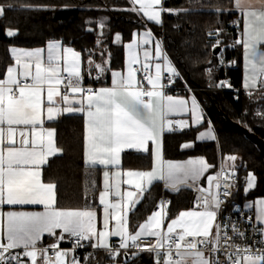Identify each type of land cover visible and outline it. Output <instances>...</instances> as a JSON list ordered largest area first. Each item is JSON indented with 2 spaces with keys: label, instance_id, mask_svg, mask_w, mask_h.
<instances>
[{
  "label": "snow or ice",
  "instance_id": "6c2138e0",
  "mask_svg": "<svg viewBox=\"0 0 264 264\" xmlns=\"http://www.w3.org/2000/svg\"><path fill=\"white\" fill-rule=\"evenodd\" d=\"M255 4H259V8L255 7ZM161 5L162 0H129V7L125 10L138 15L142 13L147 21L160 24L162 12L173 11ZM234 7L242 13L244 19L241 39H237L235 43L243 45L246 58L251 54L254 59L259 58L264 63V52H259L256 48L257 43H264V0H234ZM5 11L6 8L0 5V17L4 16ZM95 23L100 29L97 44H101L105 22L100 20ZM220 31L208 33L210 38L216 37V42L212 45L213 50L221 45ZM16 34L14 30H5L6 36ZM143 36L144 44H149L151 31L147 30ZM60 47L58 42L49 43L47 66L41 49L34 51L12 49L15 66H9L4 77L0 79V264H38V260L39 264H81L74 252L77 247H84L82 243L84 241L90 242L94 249L105 250L112 260L120 255V249L140 247L141 250L155 252L159 264L161 255L159 249L167 245L169 250L164 253L166 257L164 264H181L185 255L194 257L193 264H223L218 259L219 254L225 255L227 264H264V248L254 251L250 245L242 248L240 245L230 243L235 236L245 238L246 234L240 231L236 222L230 224L228 218L223 221L219 219L222 205L231 195L230 189L233 184L229 181L231 176H235V171L231 174L221 171L215 176H209L210 185L213 180L216 181L217 191L213 193L210 189H198L206 193L202 197H197L196 207L201 210L180 211L176 218L167 223L166 232L161 231L168 217L170 203L165 200H161L156 210L152 211L143 223L138 224L135 232L129 231L128 212L135 209L154 182L164 181L165 187L170 191H179V186L186 185L189 181L195 185V182L213 167L203 158L190 159L185 164L169 161L166 167L161 163L159 167L154 165L151 170L127 171L124 174L127 179L123 183L135 191L127 190L122 193L117 185L114 192L110 187L107 191L101 192L100 204L104 207L100 231H97L94 223L97 213L91 208L66 209L58 206L56 183H45L41 180V166L48 163L49 157L61 151L55 144V129L43 128L44 120L41 117L45 109V91L48 121H53L61 113L58 106L60 102L65 105H79L65 107L64 112H86V163L90 168L118 164L120 154L127 149L147 152L149 141L154 146L155 160L160 161L162 144L159 141L165 129L174 131V125L188 126L186 121L174 122L167 119V115L189 111L186 100L164 95L163 88L166 85L161 83L160 63L155 64L154 76L147 73L150 65L147 63L144 65L146 70L144 78L151 86L150 89L142 87V82L136 78V69L131 65L126 75L112 73L111 87L85 89L80 86V54L71 48H64L63 71L67 73L65 84L58 62H54L57 61L56 53L60 51ZM128 48L133 50L131 64L138 63L134 45L129 44ZM144 55L147 60L150 53L145 50ZM155 58H163L166 61L169 84L180 78L178 69L162 53L159 42L155 44ZM89 64H94L98 73L97 79L107 71L106 62L95 64L90 59ZM205 71L211 76V68ZM261 73L264 74V68L261 69ZM62 84L66 89L63 95L59 87ZM216 86L224 87L225 82H220ZM244 87L246 90L249 87H256L255 73L251 85L249 77L246 76ZM69 93L73 97L79 95L80 98L70 101ZM247 94L251 96V92ZM54 97L61 99L57 101ZM190 111L193 123L202 120L195 98H192ZM256 115L264 118V112L258 111ZM198 138L216 139L211 129L199 133ZM183 147L189 148L192 145L185 143ZM226 159L235 162L238 157L229 155ZM103 175L106 178L105 185L108 187L109 173L105 171ZM255 179L253 173H248L245 191L255 186ZM109 194H114L117 199L109 202L106 200ZM257 204L259 207L256 210L255 224L252 223L251 216H247L246 219L253 231L260 236L257 243L264 244V200L258 201ZM4 205L10 209H15L16 206L39 205L43 207V211L4 212L2 210ZM110 221L115 223L110 226ZM57 230H60L59 234ZM229 231L233 235L230 236ZM44 234L54 237L56 242L39 249L37 245ZM65 234L73 243L71 250L59 249L60 242L65 240ZM109 237L119 238V243L110 245ZM142 238L155 239L153 244L141 246L139 241ZM172 247L180 259L173 260ZM229 247L234 251L228 252ZM182 248L188 251L182 252ZM49 249L53 250L51 256L48 254ZM204 250H207V256Z\"/></svg>",
  "mask_w": 264,
  "mask_h": 264
},
{
  "label": "trees",
  "instance_id": "16d2710c",
  "mask_svg": "<svg viewBox=\"0 0 264 264\" xmlns=\"http://www.w3.org/2000/svg\"><path fill=\"white\" fill-rule=\"evenodd\" d=\"M0 5L6 8L4 16L0 17V76L11 63V47L34 48L45 46L51 41H61L81 52L85 65L90 59L102 62L109 58L111 68L102 77L100 75L96 82L99 86L107 85L110 70L123 66L125 44L131 41L134 31L146 26L140 15L125 10L129 7V0H0ZM164 8L173 11H165L163 25L156 32L158 36L164 33L166 52L181 75L178 81L195 92L217 134L216 142L198 143L191 151L177 154L173 144L175 138L180 139L181 136L175 133L171 142H166V156L203 157L213 166L207 178L213 175L212 170L214 174L217 173L227 156L235 155L238 157L235 162L227 160V171H235L237 178L234 200L244 202L264 199V160L260 151L229 122L230 119L241 124L264 141V118L256 115L258 111L264 112V92H253L251 96L240 93L236 97L216 86L225 76L222 71L216 72L215 69L226 58L230 62L227 75L234 87L242 88V48L241 44L235 43L241 39L243 31L242 14L234 7V0H164ZM217 9L222 11L217 12ZM100 20L105 22V27L101 37L103 42L97 44L100 29L95 22ZM90 28L93 30L89 31ZM6 29L14 30L17 34L6 36ZM217 30H221V51L214 55L212 45L216 37L210 38L208 33H216ZM207 68L212 69L211 76L206 74ZM84 76L87 80L86 71ZM90 82L95 83L92 80ZM53 127L57 134V146L63 154L52 159L44 168V182L56 183L59 207H98L100 177L98 170L88 168L84 163L82 117L63 116L53 123ZM151 164L149 154L128 152L123 155L124 168L147 169ZM250 172L256 177L255 186L245 191L246 177ZM170 196L166 191L152 198L148 195L137 208L136 216L133 214L132 224L155 209L163 197ZM182 196L192 199L188 191L183 192ZM86 257L89 258L85 260ZM79 259L81 264H110L112 261L105 250L79 251ZM115 263L157 264V257L153 253H142L134 260H127L120 253ZM159 264H162L160 258Z\"/></svg>",
  "mask_w": 264,
  "mask_h": 264
},
{
  "label": "crops",
  "instance_id": "0c3cea01",
  "mask_svg": "<svg viewBox=\"0 0 264 264\" xmlns=\"http://www.w3.org/2000/svg\"><path fill=\"white\" fill-rule=\"evenodd\" d=\"M164 8V0H162V5ZM138 7V6H137ZM255 7L259 8V4H255ZM237 11H239L238 9H236ZM240 12V11H239ZM241 13V12H240ZM164 14L165 12H162L161 14V23L160 24H156L153 22H149L146 20V18L143 16V14H139L141 16V18L144 20V22L146 23V26L142 29L136 30L133 33L132 39L131 41H129L128 43L125 44L124 46V54H123V66L119 69H111L110 70V79H109V83L107 85H101L98 89L103 88V87H111L112 86V73L113 72H119V73H123V74H127L128 71V67L131 65L132 67L135 68L136 65L142 64L145 65L146 63L150 65V69L152 72V75H155V64L156 63H160L162 65V79H161V83L165 85V79L167 78V71H166V61L161 58V59H156L155 58V44L156 42H159L161 45V49H162V53L172 62V60L170 59L169 55L166 52V49L164 47V43H163V38H161V36H158L156 29H159L162 25H163V20H164ZM242 14V13H241ZM243 17V15H242ZM243 29H244V19H243ZM150 30L152 33V37H151V42L147 45L144 44V36L143 34L147 31ZM243 32V31H242ZM139 34V35H138ZM51 42H58L60 44V51L56 53V57H57V61L54 62H58L60 68H61V76L64 77L65 75H67V73H65L63 71L64 68V53H63V49L64 48H71L73 49L75 52L80 54V86L84 87L85 89H87L88 87H90L91 85H93L90 81H91V76L93 74H98L97 70L94 66V64H89V60L87 61L86 65L84 64V58H83V54L81 52H79L77 49L69 46V45H65L63 44L61 41H51ZM50 43V42H49ZM48 44H46L45 46H40V47H34V48H27V47H11L10 48V58H11V63L7 66V68L9 66H15V59H14V55L13 52L11 51L12 49H18V50H23V51H34L37 49H41L42 51V55L44 57L45 60V66H47V56H48ZM129 44H133L134 45V51L136 52L137 58H138V63L136 64H131V59H132V51L128 48ZM241 58H242V51H243V45L241 44ZM256 48L259 52H264V43H257ZM145 50H147L150 53L149 58L146 60L145 59ZM251 55V54H250ZM245 49H244V60H245ZM254 59V58H252ZM93 61V60H92ZM106 62V64H105ZM245 62V61H244ZM95 64H105L107 70L110 69V65H111V61L109 58L98 62H95ZM172 64H174L172 62ZM175 65V64H174ZM176 67V66H175ZM6 68V70H7ZM264 68V64H261L260 68H258L256 70V68H254V72L255 73V83H256V87H249V88H254V90L251 92H257V88L259 87V85L261 83H264V74L261 73V69ZM5 70V72H6ZM85 71L87 73L88 79L86 80L85 78ZM4 72V74H5ZM107 71H105L104 73H106ZM252 74H249V76L246 74V65L245 63L243 64V85H242V89H244V82H245V78L246 76L249 77V83L251 85L252 83ZM4 74L0 76V79H2L4 77ZM102 77V75H101ZM136 78L138 81H141V76L136 72ZM75 79V78H72ZM179 78L175 79V81L173 83H171V85H173L174 87H178L181 89L178 90L177 93H171V92H167L164 93L165 96H172L174 99H183L186 100L188 102V107H189V111L187 112H182L180 114H171V115H167V119L169 120H174V119H179V120H183L186 121L188 126L187 127H180L179 125H176L178 130L177 131H168L167 128L165 129V131L162 133L161 137H160V143L162 144V159L160 161L155 160L154 158V154H153V150H154V146L152 144L151 141H149L148 143V151L147 152H143V151H136V150H132V149H127L124 152H122L120 154V159H119V163L116 165H110L107 167H103V166H98L96 168H92L93 170H98V174L100 177V191L98 194V207L95 208H91L92 210L96 211L97 216L96 219L94 221V223L96 224V228L97 231L102 230V224H103V205L100 204V194L101 192L107 191L108 188L110 187L112 189V191L114 192L115 187L118 185L121 192L123 193L124 191L127 190H132L135 191L134 188H132L131 186L123 183L124 180L127 179V176L124 175L127 171L129 170H136V171H145V170H151L153 168V166H157L159 167L161 165V163L166 167L167 162H173V163H177V164H185L187 161H189L190 159L195 160L198 158H203L201 156H192V155H186L185 157H171V156H166V142L172 139V135L177 133L181 136L180 139L175 138L173 148H175V153L178 154V152H188L191 151L195 144L198 143H207V142H216L217 141V134L214 128V125L211 121V119L209 118V116L207 115L204 107L202 106L201 102L199 101V99L197 98L196 94L194 91H192L191 89H189V87L184 86V83L182 81H178ZM90 82V83H89ZM150 86V85H149ZM60 87V91H61V95H63L65 93V90L62 89V85L59 86ZM151 87V86H150ZM246 90V89H244ZM247 92H250L247 90ZM248 95V94H246ZM45 109L42 112V119L44 120V125L43 128L49 129H55L53 127V123L57 122L58 120H60L63 116H69V115H79L82 117L83 120V131H84V163L85 165L88 167L86 160V141H85V136H86V112H64L63 108L71 106V107H79V105L76 104H72V105H65L63 104V102H60L58 104V106L61 108V113L56 116V118L53 121H48L47 120V112H46V107H47V102H46V91H45ZM79 95H76L75 97L72 96V94L69 93V99L70 101L72 99H79ZM192 98H195V101L198 105V113L202 115V120H200L198 123H193V118H192V114H191V102H192ZM54 99H56L57 101H60V97H54ZM166 102V101H165ZM210 122V123H209ZM209 129H211L212 133L215 135L216 139L212 140V139H208V138H204V139H199V133L201 132H207ZM55 144L56 147L58 149H60L57 146V134H56V130H55ZM185 143H189L192 145V147L189 148H184L183 145ZM171 145V144H170ZM171 149V147H170ZM177 149H179L177 151ZM61 151L59 153H57L55 156L53 157H49L48 159V163L41 166V180L42 182H44L43 180V171L44 168L50 163V161L52 159H54L55 157L61 156L63 154L62 149H60ZM128 152H132L135 154H149L152 160V164L149 168L147 169H139V168H124L123 166V155L125 153ZM204 159V158H203ZM206 160V159H205ZM207 162V160H206ZM208 163V162H207ZM224 167L225 165V161L222 164ZM221 165V166H222ZM90 168V167H88ZM228 168V167H227ZM227 168H223L226 173L225 174H231L227 171ZM210 168L208 169L207 172L204 173V175L195 182V185H192V182L189 181L188 184L186 185H180L179 186V191H170L165 187V183L164 181H156L153 183V185L148 189V191H146L143 195V198L140 200V203H138L135 207L134 210H131L128 212V222H129V231L130 232H135L137 230V226L140 223H143L146 219L147 216L151 214L152 211H154V209L149 212L148 214H146V216L141 219L140 221H137V223H134V225L132 224V218H133V214L136 216L135 212L137 210V208L139 207L140 204H142V202L146 199V197L149 195L152 197H154V195H157L159 192L162 191H166L168 193H170L172 196L169 197V205H168V217L165 220V223L161 229L162 232H166V228H167V223L170 222L171 219L176 218L179 214L180 211H187V210H201L200 208H197L193 205V199L195 197V188H204V189H209L210 188V184L208 182V177L206 178L208 172H209ZM107 171L109 173V176L107 177L108 180V187H106L105 185V177L103 175V173ZM117 173H119L120 175H117ZM210 176H215V174L210 175ZM204 179H206V183H204ZM192 185V186H189ZM191 192L192 194V199H190L189 197H183L182 194L183 192ZM139 196V194H138ZM117 198L114 196V194H109L106 197V200H108L109 202H114ZM260 200H264L263 198H258ZM245 202V201H244ZM244 202H237L241 208H243V203ZM156 204V202L154 203ZM156 208V207H155ZM85 209V208H84ZM2 210L4 212H7L8 210H23V211H43V207L36 205V206H32V205H25V206H16L15 209H10L9 206L4 205L2 206ZM111 211V210H110ZM134 216V219H135ZM115 223V221H110V226L113 225ZM177 231H180L179 229H177ZM60 230H57V234H59ZM109 243L110 245H113L114 243L119 241V238L117 237H109ZM155 239V238H154ZM56 242L54 237H50L47 234H44L43 237L41 238L40 242L38 243L37 247L39 249H42L44 246H49L52 245ZM85 244L91 247L90 242L88 241H84ZM44 244V245H43ZM46 244V245H45ZM59 247L62 248L61 250H71L73 248V243L70 242L67 238V234H65V240L60 242ZM94 249V248H92ZM94 250H103V249H99L96 248ZM19 251V250H18ZM79 251L78 249H75L74 255L76 257L79 258ZM187 252V251H185ZM206 255V254H205ZM207 256V255H206ZM26 259V258H25ZM67 259V258H66ZM166 259V257H165ZM193 260L194 257L191 255H185L183 260L181 261V264H193ZM38 264H39V260H38ZM164 264V263H163Z\"/></svg>",
  "mask_w": 264,
  "mask_h": 264
},
{
  "label": "built area",
  "instance_id": "2783aa9c",
  "mask_svg": "<svg viewBox=\"0 0 264 264\" xmlns=\"http://www.w3.org/2000/svg\"><path fill=\"white\" fill-rule=\"evenodd\" d=\"M161 38H164V33L161 34ZM229 65H230V62L226 58H224L222 63L220 65H218V67L215 69L216 72L222 71L224 73V76H225L220 81V82H225V86L224 87H218V88L223 90V91L230 92L236 97L240 93H243V94L246 95L247 94V90H244L242 88H236V87L233 86V82H232L231 78L227 75V70H228ZM135 69H136V72L141 76L142 87L145 88V89H150V86L148 85L147 80L144 78L145 74H146V70L144 69V65H142V64L136 65ZM147 73L152 75V72H151L150 68L147 70ZM97 75L98 74H93L91 76V80L94 81L95 83L93 85H91L90 87H88V88L98 89L100 87L98 84H96V82H98V80H99V79H97ZM63 78H65V84H66L67 83V75H65ZM180 78H181V75H180ZM165 85H166V87L163 88V92L164 93H167V92L177 93L178 90H179L178 87H174L173 85L168 83V78L165 79ZM218 88H213L212 90H216ZM62 89L66 91L64 84H62ZM189 89H191V88H189ZM257 92H264V83H261L259 85V87L257 88ZM145 99H147V98H145ZM177 120H179V119H174L173 121L175 122ZM174 127H175V130H174V132H175V131L178 130V128H177L176 125H174ZM221 171H223V173H226V171L223 168H221V166H220V169L217 171V173H220ZM217 173H215V175ZM229 182L233 184V187H231V189H230L231 195L226 198V202L222 205V211L219 214V219L221 221H223L225 218H228L230 224H231V222H236V224L238 225L240 231H242V232H244L246 234L245 238H240L238 236H235L233 238V241L230 242V243H234L236 245H240L242 248L244 246H246V245H250V246H252L254 251L256 249H259V248H264V244L257 243V241L260 240V236L256 232L253 231V228L247 222V219H246L247 216H251L252 217V223L255 224V215H254V213L252 211H245L234 200V188H235V186L237 184V178L235 176H231ZM215 183H216V181L213 180V182H212V184L210 185V188H209L213 193L217 191L216 188H215ZM198 189H201V188H195L194 189L195 197L193 199V205L195 207H196V204H197V197H202V196L206 195L205 192L198 191ZM221 191H222V189H221ZM209 198H211V197H209ZM161 200L170 201L169 198H167V197H163ZM156 208H157V206H156ZM156 208L154 210H156ZM241 213H243L244 215H241ZM228 234L230 236L233 235V233L231 231H229ZM189 239H191V238H189ZM82 243L84 244V247H77L76 249H78L80 251H84V250H89L90 252H94L95 251L94 249L88 247L85 244V242H82ZM118 243H119V241L114 243L113 245H117ZM139 243L141 244V246H143L144 244H153L154 243V238H142L141 241H139ZM46 247H48V246H44L43 248H46ZM59 249H62V248L59 247ZM168 250L169 249H168L167 245H165V247L159 249V251L161 252V255H160L159 258H160V262L162 264L165 261L164 253L167 252ZM125 251H127V256H125ZM181 251L185 252V251H188V250H185V249L182 248ZM192 251H194V250H192ZM204 251H205V254L208 255L207 250H204ZM223 251L224 250L222 249V252ZM227 251L228 252H232V251H234V249L229 247V248H227ZM120 253L123 254L126 257L127 260H134L137 255H140L142 253H153V254H155V252H153V251L141 250L140 247H129L127 250L120 249ZM134 253H135V255H134ZM171 253H172L173 260L180 259V257H178L176 255V250H175L174 247L171 248ZM48 254L51 256L53 254V250L49 249V253ZM218 259L221 262H223V264H227L225 255L219 254L218 255ZM110 264H116L115 260H112Z\"/></svg>",
  "mask_w": 264,
  "mask_h": 264
},
{
  "label": "rangeland",
  "instance_id": "374dc122",
  "mask_svg": "<svg viewBox=\"0 0 264 264\" xmlns=\"http://www.w3.org/2000/svg\"><path fill=\"white\" fill-rule=\"evenodd\" d=\"M252 58H253L252 55L249 54L247 56V58L245 57V60H244V48H243L241 63H242V68H243V64L245 63V65H246V74L248 76H249V74H252L254 72V68H256V70H257L258 68H260L261 64H264V63H262L260 61L259 58H255V59H252ZM206 74H208V73L206 72ZM247 90L252 92L254 90V88H248ZM225 165H226L225 167L222 165L221 168H227V159H225ZM228 172L232 173V171H228ZM258 201H262V200H260V199L246 200L243 203V209L245 211H252L254 213L255 217H256V210L259 207V205L257 204ZM245 205H251L252 207L251 208H247V207H245Z\"/></svg>",
  "mask_w": 264,
  "mask_h": 264
},
{
  "label": "water",
  "instance_id": "95a60500",
  "mask_svg": "<svg viewBox=\"0 0 264 264\" xmlns=\"http://www.w3.org/2000/svg\"><path fill=\"white\" fill-rule=\"evenodd\" d=\"M221 51V47L217 48L214 50V55H218ZM229 122L232 127H234L236 130L241 132L248 140H250L253 144L257 146V148L260 151V154L264 160V141L259 138L257 135L254 133H251L248 129L243 127L241 124L233 122L229 119ZM211 174H214V171H211ZM204 183H206V179H204Z\"/></svg>",
  "mask_w": 264,
  "mask_h": 264
}]
</instances>
